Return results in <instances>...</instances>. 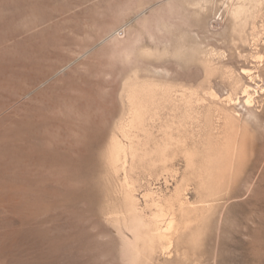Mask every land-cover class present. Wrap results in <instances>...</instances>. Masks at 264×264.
Wrapping results in <instances>:
<instances>
[{
    "label": "rangeland",
    "instance_id": "obj_1",
    "mask_svg": "<svg viewBox=\"0 0 264 264\" xmlns=\"http://www.w3.org/2000/svg\"><path fill=\"white\" fill-rule=\"evenodd\" d=\"M193 1L0 0V264H127L122 237L129 233L112 220L126 181L147 211L144 193L168 196L180 182L189 207H206L184 239L195 264H264V0L262 14L241 28L227 6L251 0ZM208 55L259 76L243 78L253 100L234 111L243 118L250 110L254 119L220 193L200 194L182 152L167 171L143 164L129 171L123 161L113 169L109 145L127 141L119 125L129 117L126 92L135 77L198 90L192 119L181 127L195 151L207 85L218 95L230 89L220 72L204 80L198 59ZM159 106L146 125L149 148L181 112ZM170 251L171 259L159 255L155 264H176Z\"/></svg>",
    "mask_w": 264,
    "mask_h": 264
},
{
    "label": "bare ground",
    "instance_id": "obj_2",
    "mask_svg": "<svg viewBox=\"0 0 264 264\" xmlns=\"http://www.w3.org/2000/svg\"><path fill=\"white\" fill-rule=\"evenodd\" d=\"M261 2L262 0H251V6H246L244 2L227 6L226 15H229L233 27L241 28L248 19L254 20L260 16L262 14ZM191 4L195 5V0ZM252 28L255 29L253 21ZM196 51L197 54H202V51L197 49ZM190 52L195 58V49ZM198 60L203 70L204 80L208 84L211 82V77L220 72L221 78L228 81L230 89L225 95H218L207 85L204 93L210 101L202 115L203 129L199 135L200 139L195 140V153L185 147L186 137L182 136L181 127L186 125L188 119H192V103L200 101L198 90L183 85H158L153 82L138 81L135 77L128 84V89L126 88L129 117L119 125V130L127 141L121 143L117 139H112L109 145V161L112 162L113 169L120 161H123L125 164L128 163L129 171H133L142 164L150 172L152 170L155 172L156 168L167 171L170 170V161L174 159L177 152H182L186 168L195 170V180H197L200 194L204 197L216 196L221 187V180L225 178L223 176L232 167L237 151L241 150L245 144L246 128L250 119L253 118L250 110L243 118L234 111V106L240 104L241 101L245 106L250 107L253 100L252 87L243 82V78L246 76L250 81H254L259 76L254 75L251 69L241 68L237 72L226 67L224 63H213L214 59L209 55L200 57ZM257 87L262 88L258 85ZM162 103H169L172 112L181 110L179 119L177 123L172 121L171 125H166L164 136L152 148H149L147 122L154 116L156 117L158 106ZM196 114L198 112L196 113L195 106V125L200 119ZM129 182L126 181L123 186L121 185V209L113 218L111 217L116 227H122L129 233V236L122 237V249L126 263L155 264L159 255L171 259L170 248L173 247V259L176 264H195V248L189 249L184 239H187L186 231L189 230L195 216L200 217L206 207L204 208V205L189 207L187 201L181 196L183 182H180L175 185L168 196L153 197L150 192L144 193L148 201L145 204L150 207L147 211L145 206L144 208L139 205L133 193V186Z\"/></svg>",
    "mask_w": 264,
    "mask_h": 264
}]
</instances>
